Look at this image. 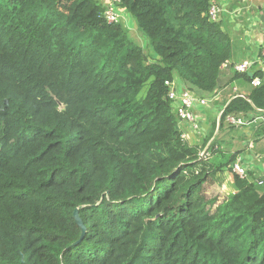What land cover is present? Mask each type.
I'll return each mask as SVG.
<instances>
[{
	"label": "trees",
	"instance_id": "obj_1",
	"mask_svg": "<svg viewBox=\"0 0 264 264\" xmlns=\"http://www.w3.org/2000/svg\"><path fill=\"white\" fill-rule=\"evenodd\" d=\"M217 3L119 0L146 53L100 0H0V264H264V191L231 173L221 202L203 193L234 156L199 158L165 83L222 86ZM256 109L264 82L224 112Z\"/></svg>",
	"mask_w": 264,
	"mask_h": 264
},
{
	"label": "crops",
	"instance_id": "obj_2",
	"mask_svg": "<svg viewBox=\"0 0 264 264\" xmlns=\"http://www.w3.org/2000/svg\"><path fill=\"white\" fill-rule=\"evenodd\" d=\"M218 3L222 8L219 19L222 28L223 23L230 26L229 37L232 45L230 61L255 59L250 72L259 70L264 73V54H262L264 34L255 33L250 41L245 38L250 27V19H246L247 12H251L255 18L260 20V17L264 16V0H218ZM220 71L222 86L216 90L218 93L213 95V100L209 104L196 106L193 110L196 122L200 126L199 131L192 129L185 121H180L179 126L182 133L186 135L185 139L188 143L195 144L201 147L200 149L209 148L210 154L207 161L218 165L226 163L232 156L235 158L239 155L242 158V165L247 170V176L254 178L259 185L264 186V125L257 119L243 127H235L226 124L220 117L221 111L232 99L233 92L236 90L235 92L245 96L251 86L241 80L230 82L234 73L230 65L222 67ZM256 114L258 116V113ZM212 124H214V130L209 136ZM226 170L227 168L224 167L222 171H218L213 180H216V183L218 180H226V184L222 182L218 188L222 193L226 190L227 195L234 190L231 173Z\"/></svg>",
	"mask_w": 264,
	"mask_h": 264
},
{
	"label": "built area",
	"instance_id": "obj_3",
	"mask_svg": "<svg viewBox=\"0 0 264 264\" xmlns=\"http://www.w3.org/2000/svg\"><path fill=\"white\" fill-rule=\"evenodd\" d=\"M119 0H110L108 5L104 11V17L108 22H117L120 21V15L117 11V3ZM222 8L220 7L219 3L213 4L208 9V16L211 20H219ZM262 54H264V48L262 50ZM255 59H244L238 62H232L230 60L225 61L221 68H225L227 65H230L234 72L244 73L250 72L252 66L255 63ZM264 82V73L262 76H254L250 81V85L255 87L259 86ZM169 86L168 97L174 102L176 113L180 119V121H185L190 124L191 128L194 130L199 131L200 126L196 122L193 110L196 106H206L212 100L215 94L218 91H215L211 96H197L189 91L185 87H181L178 89L176 83L174 81H166L165 82ZM235 89V88H234ZM236 91V90H235ZM233 92L231 95L232 98L236 96H243L239 92ZM214 95V96H213ZM261 110L256 109V113L258 116H250V113H243V112H229L225 113L224 110L221 111L220 117L223 118L224 122L228 125L235 126V127H243L248 125L250 122L255 120H260L264 124V110L261 114ZM255 113V112H254ZM249 115V116H248ZM185 134L182 133V137L185 139ZM209 148L200 149L198 155L200 159L207 160L209 157ZM231 172L237 174L239 177H247V170L242 165V158L241 156H235L234 160L230 164Z\"/></svg>",
	"mask_w": 264,
	"mask_h": 264
},
{
	"label": "rangeland",
	"instance_id": "obj_4",
	"mask_svg": "<svg viewBox=\"0 0 264 264\" xmlns=\"http://www.w3.org/2000/svg\"><path fill=\"white\" fill-rule=\"evenodd\" d=\"M100 1L106 7L110 0L109 1L108 0H100ZM116 7H117V5H116ZM116 9H117V11H118V13L120 15V21L124 22L125 26L128 29L129 38L131 40H133L134 42H137L138 44L142 45L144 48H146V49H144V52L147 53V51H150L149 48L147 47L146 38L136 28V24H135L134 20L131 18V16L128 14V12L122 10L120 7L119 8L117 7ZM247 18L250 19V21H249V26L250 27L247 30L248 34L245 35L246 40L250 41L252 35L255 34V33L264 34V24L259 20V18H255L254 15L251 12H247L246 19ZM257 24H259V25L257 26ZM222 25L224 26L223 29L228 34H230V26L227 23H223ZM146 89H147V83H145L142 86V88L140 89V91L138 93V97H143L145 92H146ZM255 115H257V114L253 113V112L250 113V116H252V117L255 116ZM260 123L263 124L262 122H260ZM226 171L228 173H232L231 170L228 169V168H227ZM222 176H224V175H222ZM225 176H227V175H225ZM222 182L223 183L225 182V184H226V180H221V181L218 180L217 183H216V180L212 179L211 181H208V182L204 183V185H203V193L209 198H215L216 199V204L219 201H222L229 194V193L227 195L225 194L226 190L222 193L220 191V189L218 188L221 185ZM226 187H227V185H226ZM257 188L260 191H264V186H261L258 183H257Z\"/></svg>",
	"mask_w": 264,
	"mask_h": 264
},
{
	"label": "water",
	"instance_id": "obj_5",
	"mask_svg": "<svg viewBox=\"0 0 264 264\" xmlns=\"http://www.w3.org/2000/svg\"><path fill=\"white\" fill-rule=\"evenodd\" d=\"M260 20H261V22L264 24V16H261L260 17ZM73 217H74V220H75V222H76V224L79 226V228L81 229V235H83V233L85 232V226H84V224H83V222H82V219L79 217V215H78V210H77V208L76 209H74V211H73Z\"/></svg>",
	"mask_w": 264,
	"mask_h": 264
}]
</instances>
